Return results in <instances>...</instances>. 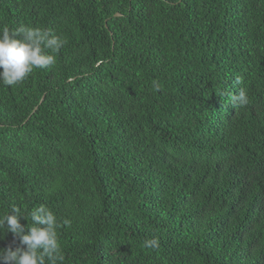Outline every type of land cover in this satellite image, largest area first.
<instances>
[{"label": "trees", "instance_id": "16d2710c", "mask_svg": "<svg viewBox=\"0 0 264 264\" xmlns=\"http://www.w3.org/2000/svg\"><path fill=\"white\" fill-rule=\"evenodd\" d=\"M21 25L67 43L0 85V215L70 219L63 264H264V0H0Z\"/></svg>", "mask_w": 264, "mask_h": 264}, {"label": "clouds", "instance_id": "9594fccd", "mask_svg": "<svg viewBox=\"0 0 264 264\" xmlns=\"http://www.w3.org/2000/svg\"><path fill=\"white\" fill-rule=\"evenodd\" d=\"M67 41L52 30L21 25L15 30L0 27V85L11 87L24 82L37 69H49L57 62V54ZM237 83L240 79L237 78ZM153 88L159 92L161 85L153 80ZM230 103L244 107L249 98L245 90L231 94ZM0 215V235L12 233L19 239L15 249L0 248V264H63L65 255L62 250L58 230L71 227V220L58 218L47 206L41 204L29 212L30 223L16 207ZM146 249H157L159 240L155 237L143 241Z\"/></svg>", "mask_w": 264, "mask_h": 264}, {"label": "water", "instance_id": "95a60500", "mask_svg": "<svg viewBox=\"0 0 264 264\" xmlns=\"http://www.w3.org/2000/svg\"><path fill=\"white\" fill-rule=\"evenodd\" d=\"M117 15H119V14H117Z\"/></svg>", "mask_w": 264, "mask_h": 264}]
</instances>
